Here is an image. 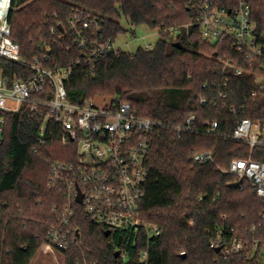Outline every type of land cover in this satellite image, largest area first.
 <instances>
[{"label":"trees","instance_id":"16d2710c","mask_svg":"<svg viewBox=\"0 0 264 264\" xmlns=\"http://www.w3.org/2000/svg\"><path fill=\"white\" fill-rule=\"evenodd\" d=\"M237 0H220L235 4ZM252 18L264 30V0H245ZM88 10L103 20V35L116 43L125 33L121 21L162 29L150 51L119 50L92 61L70 38L67 23L78 10ZM194 13L186 0H13L9 21L12 39L21 47L23 61L47 55L49 67L69 69L65 80L68 98L87 103L97 95L130 102L143 117L160 123L149 137L150 154L141 217L158 226L150 236L142 230L126 246L122 234L110 243L108 228L93 222L77 205L80 242L68 250L66 264H264V199L256 196L247 181L222 169L235 159L264 161V149L235 141L229 134L239 117L264 120V91L252 74L241 76L225 69L219 60L250 67L230 43L212 44L202 39L197 27L186 26ZM176 27L177 34L163 33ZM11 81L26 80L33 72L25 66L0 59ZM253 72L263 73L258 66ZM225 99H215L219 92ZM206 99V102H203ZM243 109L239 115L230 107ZM41 106H23L4 113L0 137V264H31L58 223L64 190L49 189L51 167L67 160L68 149L60 143L59 129L40 142ZM196 116L193 131L179 136L178 127ZM213 122L214 134L206 133ZM213 151L216 164H196L194 155ZM238 183V185H235ZM233 228L246 241V254L224 259L210 247L211 231ZM126 249L128 257L115 254ZM148 252L144 260L140 257ZM119 253V252H118Z\"/></svg>","mask_w":264,"mask_h":264},{"label":"built area","instance_id":"2783aa9c","mask_svg":"<svg viewBox=\"0 0 264 264\" xmlns=\"http://www.w3.org/2000/svg\"><path fill=\"white\" fill-rule=\"evenodd\" d=\"M12 1H0V59L19 63L32 70L33 74L24 79L11 81L0 66V134L4 128V113H16L23 106L37 109L43 121L39 140L45 143L58 128L60 143L68 149L67 160L58 161L51 167L48 179L49 189L64 190L65 204L55 211L60 213L58 223L51 227L48 239L42 246L48 250L64 251L80 242V226L77 224V205L96 224L108 228L110 243L114 244V234L124 236L126 246L142 230L150 236H158V226L145 221L140 214L144 199V184L147 177V162L150 154L149 137L160 123L143 117L134 110L130 102L117 99L74 103L69 100L65 80L70 70L49 67V56L36 57L32 62L23 61L21 47L12 39L9 16ZM194 15L186 26L197 27L203 40L212 43H230L235 52L249 61L250 67L234 64L227 56L219 58L224 68L241 76L252 74L258 88L251 95L264 91V72H253L252 67L264 70V30L258 29L252 18L250 4L237 0L235 4H224L220 0H186ZM70 38L96 61L109 53H118L115 43L103 35V20L88 10H78L67 23ZM162 29H158L161 36ZM163 33L177 34L178 28L168 27ZM150 51L153 48H143ZM227 93L221 91L215 99H225ZM206 102V99H203ZM243 109L230 107L239 115ZM196 116H190L185 124L178 127L179 136L193 131ZM217 122L209 124L206 133L214 134ZM235 141L249 145L251 153L255 148L264 149V120L254 122L247 117H239L234 130L229 134ZM196 164H216L213 151L197 152ZM218 166V165H217ZM218 168H220L218 166ZM221 169V168H220ZM225 172L245 180L254 189L257 197L264 199V161L248 158L235 159ZM82 195V201L78 197ZM210 247L224 258L246 252V241L234 234L233 228L226 231H211ZM122 259L128 257L126 249H119ZM148 255L144 251L140 260Z\"/></svg>","mask_w":264,"mask_h":264},{"label":"rangeland","instance_id":"374dc122","mask_svg":"<svg viewBox=\"0 0 264 264\" xmlns=\"http://www.w3.org/2000/svg\"><path fill=\"white\" fill-rule=\"evenodd\" d=\"M121 24L125 33L120 35L114 47L122 51L135 53L139 48L147 46L154 48L160 39L158 29H151L146 25L134 26L126 18H122ZM111 98L113 97L109 95H97L92 101L103 102ZM31 264H66V255L58 250H48L41 246Z\"/></svg>","mask_w":264,"mask_h":264},{"label":"water","instance_id":"95a60500","mask_svg":"<svg viewBox=\"0 0 264 264\" xmlns=\"http://www.w3.org/2000/svg\"><path fill=\"white\" fill-rule=\"evenodd\" d=\"M235 185H238V183H236ZM78 201H79V202L82 201V195H81V194H80V196L78 197ZM109 234H110V231H107V232H106V236H109ZM115 256L118 257V256H119V253L117 252V253L115 254Z\"/></svg>","mask_w":264,"mask_h":264},{"label":"bare ground","instance_id":"6f19581e","mask_svg":"<svg viewBox=\"0 0 264 264\" xmlns=\"http://www.w3.org/2000/svg\"><path fill=\"white\" fill-rule=\"evenodd\" d=\"M2 3H4V1L7 3L9 0H0Z\"/></svg>","mask_w":264,"mask_h":264}]
</instances>
